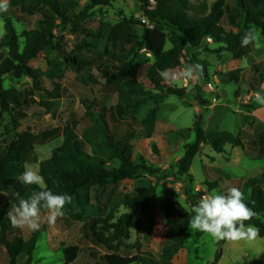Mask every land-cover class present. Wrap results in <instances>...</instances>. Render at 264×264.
<instances>
[{
    "label": "trees",
    "instance_id": "trees-1",
    "mask_svg": "<svg viewBox=\"0 0 264 264\" xmlns=\"http://www.w3.org/2000/svg\"><path fill=\"white\" fill-rule=\"evenodd\" d=\"M20 5L11 9L5 17V35L0 37V77L11 80L28 78L33 87L29 89V99L22 100L21 93L15 88L0 91V115L14 113L13 126L7 127L6 132L11 136L3 148H0V195L11 192L19 193L28 198L32 192L39 191L37 185H26L19 177L25 170V164H38L39 157L36 145L40 139H49L60 134L61 129L36 135L32 131L17 133L20 126L19 118L26 116L33 105L50 107V101L38 103L34 97L40 90L41 76L34 70L31 63L41 54L62 52L64 38L62 34L77 21L86 17L84 13L104 10L112 7L113 0H34L26 5L25 0H17ZM88 1L85 11L77 14L80 2ZM143 7L144 17L153 26L145 27L142 36L135 35L133 25L136 22H125L115 25L109 32L108 41L113 49L133 54L134 51L146 50L154 58V63L148 60L142 64L135 59H102L103 54L97 50H88L83 59L71 57L63 53L64 63L83 68V63L96 65L106 77L107 86L113 87L117 95L115 106L108 108L101 100L93 102L83 100L87 117L95 119L105 138L106 146L113 158L118 161L116 168L109 169L105 163L95 160L88 153V146L67 126L63 133L67 142L53 152L51 159L41 162L39 173L43 176L47 189L54 194L68 193L73 197L70 204H90L92 192L98 195L99 213L92 218L87 226L88 238L94 244L90 249L93 264H172L174 256L184 246L183 237L188 233L189 220L194 213L183 214L179 218L178 226L172 231L164 244L163 262H156L145 258L140 252V240H148L153 236L156 226V214L153 200L156 198V187L139 188L133 195L124 196L119 202L114 198L117 185L145 176L155 177L162 184V208L168 222L174 217V192L168 184V179H179L188 174L192 161L203 144H209L217 154H224L227 146L244 148L242 133L234 135L229 132H212L206 134L202 127V117H196L194 127L190 132L196 135L194 144L186 146L184 156L176 166L170 170H161L148 166L133 159L135 143L141 139H151L157 122L159 105L164 100L176 95L183 97L184 90L166 84L159 75L164 69L175 70L181 65L183 51L193 55L201 45L211 39L218 46L217 52H227L236 59H243L250 53V44L241 47V40L248 28L255 27L264 37V0H235L230 5L228 0H216L208 4V0H155L156 8L150 10V0H139ZM22 10L31 16L40 15L37 28L26 29L19 34L15 27V20L23 23ZM227 27H239L238 32L229 31ZM173 47L166 50L167 41ZM6 52V55L3 54ZM101 63V64H100ZM145 66V77L149 80L150 89L139 77V68ZM63 63L54 59L51 64L53 76H57ZM114 71L113 75L108 72ZM203 75L207 77V67L203 66ZM250 74L256 75L255 80L264 81V65H254ZM247 71H233L226 75L229 82L241 83ZM254 86V85H253ZM61 85L54 83V90L50 93L52 100L61 98ZM154 102L146 119L138 125L137 115L141 107ZM249 117H245L244 124H248ZM179 135L184 136L183 133ZM252 147L258 145L256 158L264 157V130L257 141L250 142ZM157 151L156 146H153ZM263 179L256 178L249 183L250 196L244 200L258 216L246 224H253L259 228L258 237L264 238V189ZM240 189L242 181H234ZM218 188V183L208 185L209 191ZM205 192L191 197L192 208L198 203V197L205 196ZM190 198V195H189ZM16 199V198H15ZM17 200V199H16ZM18 202V200H17ZM12 205L0 199V245L6 249L8 264H19L22 257L24 264H33L36 251L38 232L25 240L20 228L14 227L7 213ZM131 209L133 213L119 214L120 209ZM64 209V210H65ZM139 212L136 220V244H129L131 231L129 223L135 212ZM202 234L198 233L200 237ZM98 249L105 250L101 255ZM134 249L136 254H129ZM80 248L71 246L64 249L65 264H73L79 257ZM101 257V261L97 259ZM222 258V251H218L212 264H218Z\"/></svg>",
    "mask_w": 264,
    "mask_h": 264
},
{
    "label": "rangeland",
    "instance_id": "rangeland-1",
    "mask_svg": "<svg viewBox=\"0 0 264 264\" xmlns=\"http://www.w3.org/2000/svg\"><path fill=\"white\" fill-rule=\"evenodd\" d=\"M216 0H208L212 4ZM4 0H0V3ZM8 10L0 11V37L5 35V17L11 9H17L21 4L17 0H7ZM26 5L34 3V0H25ZM230 5L235 0H228ZM88 1L80 2L77 14L85 11ZM86 17L80 19L62 34L64 38L62 52L57 54L49 52L41 54L31 65L41 76L40 90L35 92L34 99L50 101V107L33 105L25 117L19 118L20 126L17 133L32 131L36 135L61 129L58 136L49 139H40L36 145L39 157L38 164H25L26 167L38 169L40 163L51 159L53 152L67 142L64 128L69 126L74 133L88 146V153L95 159L103 161L107 168L118 167L106 146L105 138L95 119L88 118L82 104L83 100L93 102L101 100L110 108L117 103V95L112 91L113 87L107 86L106 77L101 70L91 63H83V68H74L64 63L63 53L78 59H83L88 50H97L103 54L102 59H135L136 63L144 61L154 63V58L146 50H137L133 54L122 52L121 49H113L108 41L110 30L117 24L136 22L133 25L135 35L142 36L145 27L153 26L144 17L143 7L139 0H113L112 7L104 10H96L84 13ZM23 23L16 20L15 27L19 34L26 29L37 28L41 19L40 15L31 17L22 10ZM222 25L227 27L225 21ZM229 31L238 32L239 27H227ZM260 39L258 44L250 47L247 57L239 60L227 52H217L218 46L212 41H205L201 47L194 50L193 55L183 51L180 57L181 65L174 71H180L185 65L199 63L207 67V77L200 74L194 81L185 82L176 80L171 82V87L184 90L183 97L171 95L159 105V112L153 137L141 139L135 143L133 159L140 163L161 170H170L176 166L184 156L186 146L194 144L196 135L190 132L194 127L196 117L201 115L202 127L206 134L212 132H229L234 135L242 133L244 148L227 146L224 154H217L209 144H203L194 157L188 174L179 179L170 178L168 184L174 192L175 209L174 217L167 221L163 208L162 182L152 176H145L138 180L126 181L116 186L114 198L116 202L124 196L133 195L139 188L156 187V198L153 200V208L156 214V226L153 236L148 240H140V252L147 259L163 262L162 255L167 236L177 229L179 218L183 214L192 213L191 197L205 192L211 193L208 185L218 183L215 190L220 194H226L227 190L237 187L234 181H242L240 190L244 193V200L250 196L249 183L256 179H263L264 157L256 158L257 147H252L250 142L257 141L259 134L264 130V105L256 102V92L264 94V81H256L250 74L254 65H264V37L257 30ZM173 44L167 41L166 50H170ZM6 55V52H3ZM54 59L63 63L57 76L51 72V64ZM101 64V63H100ZM247 71V75L241 83L229 82L226 75L233 71ZM144 64L139 68V77L150 89L149 80L145 77ZM115 72H108L113 75ZM54 83L62 87L61 98L52 100L50 93L54 90ZM254 85V86H253ZM33 87L32 80L23 78L11 80L9 77H0V91L15 88L21 93L22 100L29 99V89ZM155 107L154 102H149L141 107L137 115V123L140 125L148 116L150 110ZM245 117H249L248 124H244ZM14 113L0 115V148L8 143L11 136L7 135L6 128L13 126V119H17ZM183 133L184 136L179 135ZM153 146H156L157 151ZM264 189V181L262 183ZM190 195V198H189ZM98 195L92 192L90 204L83 206L74 203L64 210L65 215L58 218L55 225L46 222V210L42 209L41 227L38 230L20 228L25 240L38 232L39 236L34 253L33 264H65L64 249L78 246L80 254L73 264H93L90 249L94 247L88 238L86 226L88 222L98 215ZM198 201L201 199L197 196ZM3 202L12 206H18V202L11 192L0 195ZM27 199V198H26ZM133 213L131 209L121 208L119 214ZM139 212L129 223L131 240L129 244H136V220ZM198 233L202 235L197 236ZM184 246L182 253L188 255L187 264H212L218 251H224L223 264H264V238L256 236L252 240L217 241L208 233L199 230H191L183 237ZM101 255L106 252L98 249ZM138 253L134 249L129 254ZM101 261V257L97 259ZM26 258L22 257L19 264H24ZM0 264H8L6 249L0 245ZM104 264V263H102Z\"/></svg>",
    "mask_w": 264,
    "mask_h": 264
},
{
    "label": "clouds",
    "instance_id": "clouds-1",
    "mask_svg": "<svg viewBox=\"0 0 264 264\" xmlns=\"http://www.w3.org/2000/svg\"><path fill=\"white\" fill-rule=\"evenodd\" d=\"M7 0L0 3V11H7ZM260 36L255 27L248 28L241 40V47L259 42ZM203 72V65L199 63L185 65L180 71L164 69L159 72L160 77L166 84L176 80L185 82L197 80ZM255 100L264 105V94L256 92ZM20 182L26 185H37L39 191H34L27 198L15 193L18 206L13 205L7 213L11 224L18 228L38 230L41 227L42 209L46 210V222L55 225L58 218L65 215L66 204H70L73 197L68 193L54 194L47 189L44 178L38 169L26 167L19 177ZM189 220L191 230H199L208 233L217 241L252 240L259 233V228L253 224H246L258 214L244 202V193L236 187L227 190L226 194H220L216 190L203 196L193 206Z\"/></svg>",
    "mask_w": 264,
    "mask_h": 264
},
{
    "label": "crops",
    "instance_id": "crops-1",
    "mask_svg": "<svg viewBox=\"0 0 264 264\" xmlns=\"http://www.w3.org/2000/svg\"><path fill=\"white\" fill-rule=\"evenodd\" d=\"M181 250H179V252L174 256L173 260H172V264H187L188 261V255L184 254L181 252ZM224 251H223V255L221 260L218 262V264H223L224 262Z\"/></svg>",
    "mask_w": 264,
    "mask_h": 264
},
{
    "label": "built area",
    "instance_id": "built-area-1",
    "mask_svg": "<svg viewBox=\"0 0 264 264\" xmlns=\"http://www.w3.org/2000/svg\"><path fill=\"white\" fill-rule=\"evenodd\" d=\"M150 7L149 9L150 10H154L156 8V5H155V0H150ZM209 41H212L211 39H208Z\"/></svg>",
    "mask_w": 264,
    "mask_h": 264
}]
</instances>
